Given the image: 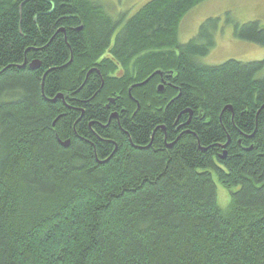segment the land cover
Here are the masks:
<instances>
[{"label":"trees","instance_id":"trees-1","mask_svg":"<svg viewBox=\"0 0 264 264\" xmlns=\"http://www.w3.org/2000/svg\"><path fill=\"white\" fill-rule=\"evenodd\" d=\"M206 1L0 0V264H264V60L178 43Z\"/></svg>","mask_w":264,"mask_h":264},{"label":"rangeland","instance_id":"rangeland-1","mask_svg":"<svg viewBox=\"0 0 264 264\" xmlns=\"http://www.w3.org/2000/svg\"><path fill=\"white\" fill-rule=\"evenodd\" d=\"M106 7L110 5L117 15L132 16L141 6L150 0H99ZM228 14V15H227ZM258 22L264 27V0H208L191 12L181 21L178 31V43L184 44L192 39L200 25L209 18L220 19V28L215 35V47L210 54L200 60L204 66H218L228 60L240 63H251L264 60V49L233 36V25ZM218 204L225 209L230 203L228 190L216 182Z\"/></svg>","mask_w":264,"mask_h":264},{"label":"water","instance_id":"water-1","mask_svg":"<svg viewBox=\"0 0 264 264\" xmlns=\"http://www.w3.org/2000/svg\"><path fill=\"white\" fill-rule=\"evenodd\" d=\"M39 65L37 64V63H33V64H31L30 65V68L31 69H35V68H37ZM161 89H162V86H160V88L158 89L159 91H161Z\"/></svg>","mask_w":264,"mask_h":264}]
</instances>
